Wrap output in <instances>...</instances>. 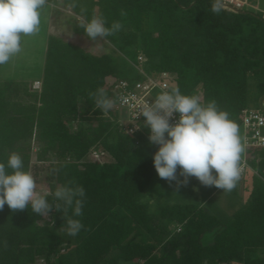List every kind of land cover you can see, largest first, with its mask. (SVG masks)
Segmentation results:
<instances>
[{
  "label": "trees",
  "instance_id": "trees-1",
  "mask_svg": "<svg viewBox=\"0 0 264 264\" xmlns=\"http://www.w3.org/2000/svg\"><path fill=\"white\" fill-rule=\"evenodd\" d=\"M59 1L84 20L118 23L104 37L113 49L93 54L48 34L39 90L24 80L0 81V160L17 152L29 170L35 141L36 160L51 161L48 191L84 189L81 215L73 217L82 228L71 236L63 211L38 215L5 204L0 264H264V148L245 149L249 193L227 217L198 202L165 201L150 212L140 198L156 173V145L147 129L129 133L95 103L101 87L112 98L113 78H141L133 65L141 54L147 71L171 74L169 90L215 101L239 128L250 94L262 108L264 18L222 0ZM74 29L84 33L80 24ZM92 148L110 159L89 158Z\"/></svg>",
  "mask_w": 264,
  "mask_h": 264
},
{
  "label": "clouds",
  "instance_id": "clouds-1",
  "mask_svg": "<svg viewBox=\"0 0 264 264\" xmlns=\"http://www.w3.org/2000/svg\"><path fill=\"white\" fill-rule=\"evenodd\" d=\"M45 4L46 0H0V65L21 51L22 34L38 31ZM220 10L219 6L213 8L214 12ZM80 27L93 41L111 35L120 25L114 23L109 28L102 17L93 16L80 20ZM95 103L106 114L115 101L101 87L95 93ZM132 107L128 122L133 129L129 131L139 129L141 124L148 128V141L156 145L152 163L160 178L179 185L195 177L202 185L221 191L235 187L243 146L237 124L215 101L201 103L198 96L183 94L174 86L152 100L137 101ZM140 116L144 119L136 123ZM49 196L53 198L51 201ZM83 196L82 187L67 184L53 191H38L33 173L24 167L17 152L9 153L6 161L0 160V210L7 204L13 211L30 207L38 215L63 211L67 234L74 236L82 228L80 220L73 217L81 215Z\"/></svg>",
  "mask_w": 264,
  "mask_h": 264
},
{
  "label": "rangeland",
  "instance_id": "rangeland-1",
  "mask_svg": "<svg viewBox=\"0 0 264 264\" xmlns=\"http://www.w3.org/2000/svg\"><path fill=\"white\" fill-rule=\"evenodd\" d=\"M55 3V2H54ZM56 4V3H55ZM244 9L253 10L264 18V0H249ZM40 25L38 31L31 35H21V51L13 56L9 62L0 65V81L3 80H24L30 91L39 90L40 79L42 75L44 53L46 39L48 34H54L62 39L69 40L93 54H101L110 52L113 46L105 38H97L89 40L84 33L75 31L74 27L80 24V20H84L81 16L74 14L68 6L62 4L59 0L55 7L51 6L47 1L41 9ZM264 98H262V101ZM250 94V108L258 107ZM84 109L83 104H79V113ZM123 117V112H119ZM89 123H94L90 120ZM83 124H88L86 121ZM239 136L243 146L244 131L242 126L238 128ZM38 145L35 141L31 142L29 171H31L36 179L38 191H48L47 175L48 167L51 161L39 162L35 158ZM244 152L243 151L241 154ZM89 158L99 157L103 160L110 159L109 155L98 149L92 148L89 152ZM179 172V170L177 171ZM179 176V175H178ZM182 179V178H180ZM195 182V183H193ZM195 177H189L188 182L177 185L175 181L168 182L154 174L151 183L144 189L143 196L140 200L147 203L148 210L155 212L159 204L168 202H198L201 203L206 197L201 189L203 186ZM212 187V188H210ZM208 190H212L207 194L205 205L213 208L220 217H227L231 213L228 206V199L231 191H221L215 186H210ZM214 187V188H213ZM41 259L36 260V264H40Z\"/></svg>",
  "mask_w": 264,
  "mask_h": 264
},
{
  "label": "built area",
  "instance_id": "built-area-1",
  "mask_svg": "<svg viewBox=\"0 0 264 264\" xmlns=\"http://www.w3.org/2000/svg\"><path fill=\"white\" fill-rule=\"evenodd\" d=\"M228 4H232L235 7H242L244 4L241 0H222ZM144 57L143 55L137 56V63L133 64L134 68L140 74L141 78L133 81L126 79L113 78L111 81L112 86V99L115 104L110 109V117L116 121L129 133L137 131L145 132L148 128L141 124V127L134 131L133 124L128 122L131 119L133 112V105L137 101H143L145 99L152 100L157 94L162 91L169 90V81L171 74L167 71H147L143 67ZM262 108H244L240 111L241 126L244 131L243 147H259L264 148V102L261 103ZM123 112V117L119 112ZM144 118L138 117L136 123H140ZM172 119H175L173 116ZM247 166L245 157L240 161V175L244 173Z\"/></svg>",
  "mask_w": 264,
  "mask_h": 264
},
{
  "label": "crops",
  "instance_id": "crops-1",
  "mask_svg": "<svg viewBox=\"0 0 264 264\" xmlns=\"http://www.w3.org/2000/svg\"><path fill=\"white\" fill-rule=\"evenodd\" d=\"M244 2V5H246V3L249 0H241ZM253 1V0H252ZM48 2V1H47ZM52 7L57 4H55L54 2H48ZM243 5V6H244ZM264 100V99H263ZM260 102L262 103V99L260 100ZM245 157V148H244V152L243 154H241V158ZM246 160V159H245ZM248 166V164H247ZM250 171H252V169L248 166L246 167L244 173L241 175V177H239L236 181L235 187L231 190L230 192V196L228 199V206L230 207V209L232 210L233 208H235L236 206H238L239 204L243 203L249 193V188H250ZM208 197L206 196L203 201H205V199H207ZM201 202L202 204H205V202ZM212 211H214V209L211 207L210 208ZM215 212V211H214Z\"/></svg>",
  "mask_w": 264,
  "mask_h": 264
}]
</instances>
